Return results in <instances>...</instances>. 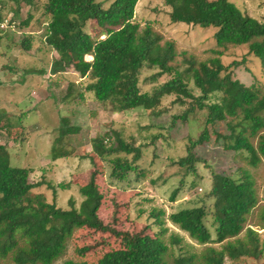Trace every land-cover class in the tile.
<instances>
[{"label": "trees", "instance_id": "1", "mask_svg": "<svg viewBox=\"0 0 264 264\" xmlns=\"http://www.w3.org/2000/svg\"><path fill=\"white\" fill-rule=\"evenodd\" d=\"M6 1L13 2L15 8L9 27L0 28V43L8 28L17 24L22 3L29 5L26 18L18 25H39L45 43L58 53L50 75L72 69L81 79L77 97L92 93L113 112L143 108L159 114L163 97L174 95L175 103L187 106L173 115L171 126L185 122L197 110L205 111L202 131L197 138H188L186 154L176 161L186 167V172L196 174L195 164L204 159L194 150L210 141L212 134L224 149L244 152L251 166L264 161V85L247 84L237 77L234 69L244 59L228 64L222 60L229 45H247L248 56L257 58L264 69V16L261 20L251 17L231 0H163L172 23L213 29L217 48L211 49L207 59H200L187 51L179 52L175 41L165 39L151 23L138 22L136 8L140 0H113L108 6L99 0ZM5 19L0 5V23ZM92 24L98 35L93 33ZM33 40L34 34L28 32L18 46L30 50ZM87 55L93 58L87 60ZM143 68L157 69L151 75L152 82L163 75L169 78L151 91H142ZM74 86L69 84L66 98ZM221 122L226 132L214 129ZM2 129L8 133L17 129L20 135L23 125L0 112ZM79 130L69 118L61 119L51 150L53 160L72 154L64 142ZM92 150L96 159L109 163V178L124 182L130 181L132 173L136 180L144 177L139 166L144 146L131 137L125 139L121 131L95 136ZM40 184L31 180L29 168L11 165L8 149L0 144V264H54L64 257L76 231L84 227L120 234L123 246L106 251L96 263L69 260L64 264H225L227 258H259L264 254L260 233L246 226L259 203L255 181L247 169L240 168L236 177L211 170L208 197L213 199L212 205L207 208L203 203L170 214L174 225L197 243L207 245L193 253L183 252L180 247L178 254H170L160 233H121L105 225L98 215L103 195L94 173L80 187V207L72 201L70 208L49 202L43 193L34 191ZM177 192L174 190L172 200ZM209 215L215 226L214 237L206 224ZM261 218L264 221V207ZM181 242L180 237L172 236L173 244ZM212 243L220 247L209 245Z\"/></svg>", "mask_w": 264, "mask_h": 264}, {"label": "rangeland", "instance_id": "2", "mask_svg": "<svg viewBox=\"0 0 264 264\" xmlns=\"http://www.w3.org/2000/svg\"><path fill=\"white\" fill-rule=\"evenodd\" d=\"M108 6L113 0H99ZM241 10L261 20L264 16V0H231ZM6 20L13 17V2L0 0ZM29 5L22 3L17 24L9 30L0 43V112L12 122H21L23 129L0 130V144L10 153L13 166L27 167L31 180L41 184L34 189L43 193L49 202L59 207L70 208L71 201L80 207L83 196L80 187L92 173L103 195L98 215L108 227L121 233L159 234L170 247V254L201 252L207 245L199 244L187 232L174 225L169 216L181 208L203 204L209 208L213 199L208 197L211 188V170L239 175V169H247L254 181L259 197L258 205L248 217L247 227L260 233L264 244V221L261 218L264 207V161L257 167L251 166L244 152L226 150L221 141L212 134L210 141L194 150L204 161L195 164L196 174L186 172V167L176 161L186 154L188 138H197L204 127L205 111L197 110L185 122L170 125L173 115L181 113L187 105L175 103V96H164L159 114H152L143 108L113 112L85 92L84 98L77 97L81 90V79L72 70L54 76L50 66L58 53L44 41L42 29L35 22L29 27L19 26L26 18ZM169 7L163 0H140L136 8V20L142 25L151 23L165 39L174 40L179 52L187 51L200 59L211 56V49L217 48L213 29L199 25L172 23ZM9 27V24H8ZM92 31L98 30L92 24ZM32 32L34 40L30 50L18 45L26 33ZM91 60L90 55L86 56ZM245 60L234 69L243 82L264 85V69L261 62L248 56V46L229 45L222 60L228 64L234 60ZM157 69L143 68L140 75L142 91H151L154 85L166 81L163 75L152 82L151 75ZM70 83H75L73 92L65 97ZM197 92V91H196ZM198 93V92H197ZM63 117L70 124L79 127V132L70 134L64 146L73 151L68 157L53 160L51 150L58 135ZM214 129L226 132L225 123H218ZM121 131L125 139L131 137L137 145L144 146L139 166L144 177L136 180L131 174L130 181L119 182L109 178L110 165L100 162L92 150V139L104 132ZM20 131V129L18 130ZM89 153V156L87 154ZM178 189L175 200L174 190ZM206 224L213 233L215 226L209 215ZM180 237V245L172 243V236ZM245 236V231L241 237ZM220 247L219 244H209ZM123 246L120 234L111 231L84 227L76 231L64 257L54 264L69 260L96 263L109 250ZM225 264H264V254L259 258L243 256L237 260L226 259Z\"/></svg>", "mask_w": 264, "mask_h": 264}, {"label": "built area", "instance_id": "3", "mask_svg": "<svg viewBox=\"0 0 264 264\" xmlns=\"http://www.w3.org/2000/svg\"><path fill=\"white\" fill-rule=\"evenodd\" d=\"M6 27H8V21L5 19L0 23V28H6Z\"/></svg>", "mask_w": 264, "mask_h": 264}, {"label": "crops", "instance_id": "4", "mask_svg": "<svg viewBox=\"0 0 264 264\" xmlns=\"http://www.w3.org/2000/svg\"><path fill=\"white\" fill-rule=\"evenodd\" d=\"M91 56V55H90ZM92 57V56H91ZM93 58V57H92Z\"/></svg>", "mask_w": 264, "mask_h": 264}]
</instances>
